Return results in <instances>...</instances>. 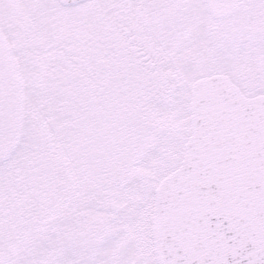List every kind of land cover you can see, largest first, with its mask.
<instances>
[{"label": "snow or ice", "instance_id": "snow-or-ice-1", "mask_svg": "<svg viewBox=\"0 0 264 264\" xmlns=\"http://www.w3.org/2000/svg\"><path fill=\"white\" fill-rule=\"evenodd\" d=\"M0 264H264V0H0Z\"/></svg>", "mask_w": 264, "mask_h": 264}]
</instances>
